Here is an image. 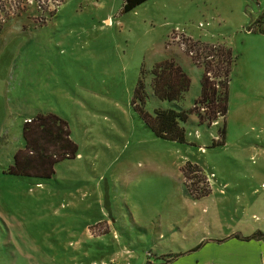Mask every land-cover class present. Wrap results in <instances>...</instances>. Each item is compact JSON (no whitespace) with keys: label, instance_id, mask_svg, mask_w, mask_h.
<instances>
[{"label":"rangeland","instance_id":"1","mask_svg":"<svg viewBox=\"0 0 264 264\" xmlns=\"http://www.w3.org/2000/svg\"><path fill=\"white\" fill-rule=\"evenodd\" d=\"M122 5L33 0L0 24V264H147V251L199 236L187 217L194 198L184 193L210 189L207 178L234 206L264 198V35L248 30L264 0H148L129 13ZM172 28L237 57L226 119L208 125L192 116L196 146L157 138L132 107L141 68L161 59ZM182 52L202 70L182 102L192 108L204 69ZM38 114L65 121L75 154L50 178L5 174L24 148L26 119ZM58 143L46 146L57 153ZM257 215L264 223V207Z\"/></svg>","mask_w":264,"mask_h":264},{"label":"trees","instance_id":"2","mask_svg":"<svg viewBox=\"0 0 264 264\" xmlns=\"http://www.w3.org/2000/svg\"><path fill=\"white\" fill-rule=\"evenodd\" d=\"M147 1L123 0L121 13L132 12ZM248 30L264 35V8ZM216 56L215 73L220 78L218 86L207 76V70L211 69L208 64L201 79L200 96L195 100L192 108L182 105L186 94L192 87V80L180 66L173 61L165 60L155 63L150 69L144 66L141 68L140 77L133 93L132 107L144 125L157 138L180 145L196 146L190 140L191 134L188 131V125L194 113L197 114L201 123L208 125L226 119L230 74L237 57L232 49L222 47L218 49ZM64 125H66L65 121L54 114H38L26 119L23 127L24 148L15 152L13 164H10L3 172L16 177L50 178L52 173H55L54 165L66 157H72L76 152V146L72 143L73 146L70 148L68 138L65 137V135H69L68 130L61 129ZM218 132L222 137L219 139L224 141L226 127H220ZM40 136L43 137L41 140ZM49 143H58L60 151L57 153L49 151L46 146ZM191 165L190 162H187L182 168L186 177L191 171ZM186 185L190 190L187 183ZM245 238L249 239L250 237ZM116 248L118 249V247ZM157 263L165 264L166 257H157L153 261L150 258L147 260V264Z\"/></svg>","mask_w":264,"mask_h":264},{"label":"crops","instance_id":"3","mask_svg":"<svg viewBox=\"0 0 264 264\" xmlns=\"http://www.w3.org/2000/svg\"><path fill=\"white\" fill-rule=\"evenodd\" d=\"M169 31L166 33L165 46L159 53L161 59L155 63L173 61L189 75L193 85V74L201 71L202 75V70L191 64L177 44H167ZM207 182L210 189L199 188L184 193L187 201H190L189 197L194 198L193 202L190 201L191 209L187 212V217L194 220V227L191 229H194L195 234L198 231L199 236L191 241L190 237H183L182 239L189 243L185 246L181 244L177 249L167 248L166 252L162 249L160 254L150 251L154 255L166 257L165 264H264V223L257 215L259 208L264 207V198L247 200L245 205L239 201L240 205L234 206L235 203L229 199L226 190L213 188L208 178ZM245 196L247 192L243 193V197ZM210 208L214 211L210 212ZM198 210L203 214H211L205 219L197 212ZM183 219L175 218L173 225H178ZM118 250L117 253L122 256V249L118 247ZM134 253L132 251L129 256L132 260Z\"/></svg>","mask_w":264,"mask_h":264},{"label":"built area","instance_id":"4","mask_svg":"<svg viewBox=\"0 0 264 264\" xmlns=\"http://www.w3.org/2000/svg\"><path fill=\"white\" fill-rule=\"evenodd\" d=\"M39 2V1H38ZM29 3H33V0H0V24L4 23L11 17L19 15L22 11H26ZM39 7L42 5L38 4ZM48 15L46 16H35L34 20L37 22L46 21ZM177 44L180 48L187 52L188 56L191 57L193 62L204 69L207 68L209 64L211 69L207 70V76L209 79L218 86L220 78L216 76L215 67L217 63V53L220 47L227 48L223 44H208L198 40L196 42L190 35L182 33L178 28H172L168 35V44ZM170 45V44H169ZM204 110V109H203ZM148 258L153 261V252H146Z\"/></svg>","mask_w":264,"mask_h":264}]
</instances>
